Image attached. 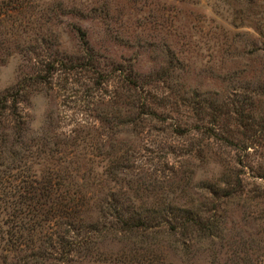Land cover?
<instances>
[{"label":"rangeland","instance_id":"rangeland-1","mask_svg":"<svg viewBox=\"0 0 264 264\" xmlns=\"http://www.w3.org/2000/svg\"><path fill=\"white\" fill-rule=\"evenodd\" d=\"M19 81L15 121L0 110L6 264H264V0H0V92ZM31 178L75 212L16 215ZM185 201L182 253L158 216ZM119 205L160 225L113 239Z\"/></svg>","mask_w":264,"mask_h":264},{"label":"trees","instance_id":"trees-1","mask_svg":"<svg viewBox=\"0 0 264 264\" xmlns=\"http://www.w3.org/2000/svg\"><path fill=\"white\" fill-rule=\"evenodd\" d=\"M72 30H74V32L77 36V39H78L80 45L82 46V48L87 51L86 53H88L89 44H88V41L86 39L85 32L78 26H74L72 28ZM44 66H45V69L47 70L48 73L50 71L52 72L55 69H59V68H61V70L63 72H66V71L73 69V66L67 65V64H62L61 60H56V59L55 60L54 59H48L45 62ZM21 82L22 81H19V83H17V85L9 91H5L2 93L0 92V110L8 111V114L12 117V119L14 121L17 117L16 105H15L16 96L18 95V91L20 90V88L22 86ZM257 88H258V92H260V94L264 98V83H259L257 85ZM129 96H130V94H128V98H129ZM124 98L126 99L127 95L124 96ZM138 103H141V102H139V99L135 97L132 100L128 99V101L125 102V105L127 104L126 105L127 107L131 106V107L135 108L136 106H139ZM151 115H154V114H151ZM175 131H176V134H178V135H181V133H183V131L180 130L179 128H177V130H175ZM9 156H10V154H9ZM11 169H13V167ZM222 176H224L222 178L224 180L223 184L229 185L228 177L224 174ZM51 181L52 180L50 178H49L48 182H46V180H44V179L36 180L35 178H31L30 181L26 180V182L25 181L22 182L23 186L19 187L18 196H17V198H15L13 200V203H14V205H16L15 203H17V205L22 207L23 210H18L16 215H18L20 217V216H22V213L23 214L26 213V214H30V215H36V216L40 215L42 217L59 216L61 218H66V217H69L73 212H75L74 207L77 204L70 202V200H68V199L62 200L63 196L65 197L66 193H69L68 188L66 189V186L63 184L56 185L55 183L57 182V180L54 182H51ZM57 187H61V188L58 189ZM57 190H60V193H57ZM228 195H230V193H228ZM22 197H24L23 201H26L27 205H25L22 201H20V199H22ZM41 198L44 199L43 202L40 201ZM21 203H23V204L21 205ZM117 205H118V203H117ZM186 205H187V202L185 201L182 206L181 205L180 206L174 205V206L168 207V210L163 208L160 211V212H162V215L158 216V218H159L158 221H160L161 223L165 222L164 224L168 225V228L162 230V232H164L166 236H171V235L173 236V235L178 233L179 237L177 239L173 240V242H170V244L176 250L181 251L182 253H184L185 249H186L185 240H187V237L190 238L189 228L192 227V225L196 224V221L194 220V217L192 216L193 212L188 211L190 209H188V207ZM35 208L38 209V213H35V211H33V210H36ZM119 208H121V209L117 211V214H114L115 220H114L113 226H115V231H114L115 233L112 234L113 239H117V235H116L117 233H120V235L121 234L125 235L127 233L130 235H136V234L140 233V236L141 235L145 236L143 231L147 227H149V226L154 227L156 225H160L159 222H157V224L151 225L149 222L151 220H149L148 216L143 217L142 212L137 213V212L131 211L130 213L127 214V212H125V209H123L122 206L119 205ZM39 209H41L40 212H39ZM168 212H169V218H165L164 216ZM48 219L52 220L51 218H48ZM155 219H157V218H155ZM40 221H44V220H40ZM171 223H174L175 225L171 226ZM43 225H44V222H43ZM65 225L70 227L68 222ZM200 228H202V227H200ZM206 228H209L210 233L213 237L216 236V232H214L215 230H213L212 227L211 228L206 227ZM205 231H206L205 228L201 229V232L205 233ZM11 232H12V230H11ZM159 232H160L159 230H152L151 231V233H154V234L159 233ZM199 232H200V230H199ZM198 235H199V233H198ZM9 236H10V231L7 228H5L0 221V264H6V261L8 260L7 252L12 253V251H13V250L10 251L7 249L8 247L11 248V246L9 245V242H10ZM146 237H148V234H146ZM123 239H124V236H123V238L121 237V240H123ZM167 242H169V241L167 240ZM4 246H6V248H4ZM3 251H6L5 255H2ZM32 254H33V252L30 251L29 253L24 254L20 257L29 258ZM41 254H37V255L40 257ZM125 255L126 254L124 253L123 256L125 257ZM118 256H120V255L117 254L113 258H110L107 261L110 264H123L124 262H122L120 260H116L118 258ZM121 256H122V254H121ZM139 256H142L140 263L142 262L143 264H153L152 259L154 257V252L152 250L144 249L142 252L139 253Z\"/></svg>","mask_w":264,"mask_h":264}]
</instances>
